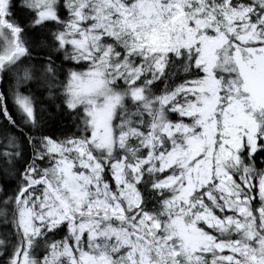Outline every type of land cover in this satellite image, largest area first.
<instances>
[{
  "label": "snow or ice",
  "instance_id": "obj_1",
  "mask_svg": "<svg viewBox=\"0 0 264 264\" xmlns=\"http://www.w3.org/2000/svg\"><path fill=\"white\" fill-rule=\"evenodd\" d=\"M259 165L264 0H0V264H264Z\"/></svg>",
  "mask_w": 264,
  "mask_h": 264
},
{
  "label": "trees",
  "instance_id": "obj_2",
  "mask_svg": "<svg viewBox=\"0 0 264 264\" xmlns=\"http://www.w3.org/2000/svg\"><path fill=\"white\" fill-rule=\"evenodd\" d=\"M179 82V81H177ZM59 103V101H55V102H45V107L47 108V112L50 115V117L48 115L45 116V119H47L49 121V124L51 125V127L53 129H59V127L61 125H67L70 123L69 119L64 116L63 112H60L57 107L56 104ZM9 107L11 108V101H9ZM260 167H264V165H259ZM0 179H2V177H0ZM60 237H57V239H59ZM7 257H0V262H2L3 260H6Z\"/></svg>",
  "mask_w": 264,
  "mask_h": 264
}]
</instances>
